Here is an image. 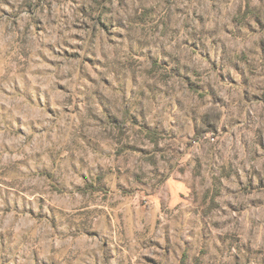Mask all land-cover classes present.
Here are the masks:
<instances>
[{
  "label": "rangeland",
  "instance_id": "rangeland-1",
  "mask_svg": "<svg viewBox=\"0 0 264 264\" xmlns=\"http://www.w3.org/2000/svg\"><path fill=\"white\" fill-rule=\"evenodd\" d=\"M0 3V264H264V0Z\"/></svg>",
  "mask_w": 264,
  "mask_h": 264
},
{
  "label": "clouds",
  "instance_id": "clouds-1",
  "mask_svg": "<svg viewBox=\"0 0 264 264\" xmlns=\"http://www.w3.org/2000/svg\"><path fill=\"white\" fill-rule=\"evenodd\" d=\"M4 5L2 4V3H0V7H3ZM237 9H240L241 11H240V15H243V11H242V9H243V4L242 3H240V0H236V3L229 9V13L231 14V15H235V14H237L236 13V10ZM60 223L61 224H63V226L65 227V228H67L70 224H71V219L70 218H63L61 221H60ZM72 227L73 228H76V227H87V225H72ZM117 232L119 231V229H117L116 230ZM117 239H119V236H117Z\"/></svg>",
  "mask_w": 264,
  "mask_h": 264
}]
</instances>
